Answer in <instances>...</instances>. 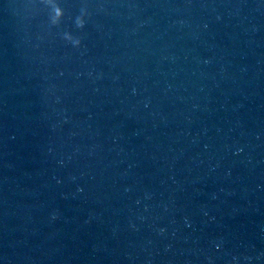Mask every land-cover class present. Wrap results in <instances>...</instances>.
<instances>
[{
    "label": "water",
    "instance_id": "1",
    "mask_svg": "<svg viewBox=\"0 0 264 264\" xmlns=\"http://www.w3.org/2000/svg\"><path fill=\"white\" fill-rule=\"evenodd\" d=\"M0 264H264V0H0Z\"/></svg>",
    "mask_w": 264,
    "mask_h": 264
},
{
    "label": "clouds",
    "instance_id": "2",
    "mask_svg": "<svg viewBox=\"0 0 264 264\" xmlns=\"http://www.w3.org/2000/svg\"><path fill=\"white\" fill-rule=\"evenodd\" d=\"M55 12H56V16L59 17L62 13L61 9L60 8H55Z\"/></svg>",
    "mask_w": 264,
    "mask_h": 264
}]
</instances>
